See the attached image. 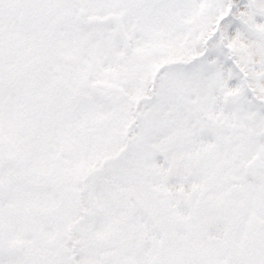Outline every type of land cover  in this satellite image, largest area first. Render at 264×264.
Instances as JSON below:
<instances>
[{
  "label": "snow or ice",
  "instance_id": "obj_1",
  "mask_svg": "<svg viewBox=\"0 0 264 264\" xmlns=\"http://www.w3.org/2000/svg\"><path fill=\"white\" fill-rule=\"evenodd\" d=\"M0 264H264V0H0Z\"/></svg>",
  "mask_w": 264,
  "mask_h": 264
}]
</instances>
